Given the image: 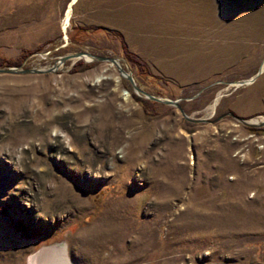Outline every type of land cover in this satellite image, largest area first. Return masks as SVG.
Returning <instances> with one entry per match:
<instances>
[{
  "label": "rangeland",
  "instance_id": "374dc122",
  "mask_svg": "<svg viewBox=\"0 0 264 264\" xmlns=\"http://www.w3.org/2000/svg\"><path fill=\"white\" fill-rule=\"evenodd\" d=\"M72 1L0 0V67L211 121L0 72V264H264V125L213 121L264 116V0Z\"/></svg>",
  "mask_w": 264,
  "mask_h": 264
},
{
  "label": "water",
  "instance_id": "95a60500",
  "mask_svg": "<svg viewBox=\"0 0 264 264\" xmlns=\"http://www.w3.org/2000/svg\"><path fill=\"white\" fill-rule=\"evenodd\" d=\"M67 59H83L85 61H105L108 62L110 64H113L120 77L124 78L130 85L131 89L138 95L142 96L143 98H147L149 100L152 101H156V102H160L166 105H173L177 108V110L179 111V113L182 115V117L185 120L191 121V122H196V123H201V122H208L211 120H207L206 118H191L188 117L187 115H185V113L183 112L181 106L178 104V100L179 99H168V98H164V97H158L155 95H151L149 93H147L146 91L142 90L141 88H139L132 75L131 72L129 71V69L126 66L125 60L121 57H116V56H106V55H95L92 53H89L87 51H76L73 53H65L61 56H59L53 63L51 66L46 67V68H15V67H0V72H6V73H13V72H23V73H27V72H44V71H53L61 62H64ZM260 68L257 70L256 74L248 79L245 80H236V81H232L229 84L232 85L233 87H237L239 85H243V84H247L250 83L255 76L259 73ZM199 91H197L194 95H192V97H194L197 93H199ZM224 115H229L231 116L234 120L238 121L239 123L246 125V126H261L264 125V116H252V117H248V118H243L240 116H237L235 114H233L232 112H227V113H223L219 116H217L214 120H217L221 117H223ZM51 245V244H48ZM54 245H57L56 247H54ZM54 245H52V248L49 246H45L47 247V250H51V252L54 251V249L56 248V250H58L59 254L62 256V261L63 264H69V260L68 257L66 255V251H65V245L62 242H57L54 243ZM42 247L39 246L36 251H38L39 249H41ZM53 250V251H52ZM35 251V252H36Z\"/></svg>",
  "mask_w": 264,
  "mask_h": 264
},
{
  "label": "bare ground",
  "instance_id": "6f19581e",
  "mask_svg": "<svg viewBox=\"0 0 264 264\" xmlns=\"http://www.w3.org/2000/svg\"><path fill=\"white\" fill-rule=\"evenodd\" d=\"M72 2H74V0ZM71 3L67 7V9L65 11V15L63 17V22H62L63 30H65V28L68 24ZM56 246L57 245H54V247H56ZM50 247L52 248L51 245H50ZM62 260H63L62 256L59 254V252H58V250H56V248L54 249L53 252H51V250H47V247H46V249H43L39 253L32 254L31 257H29V259H28V264H63Z\"/></svg>",
  "mask_w": 264,
  "mask_h": 264
},
{
  "label": "trees",
  "instance_id": "16d2710c",
  "mask_svg": "<svg viewBox=\"0 0 264 264\" xmlns=\"http://www.w3.org/2000/svg\"><path fill=\"white\" fill-rule=\"evenodd\" d=\"M126 57H127V59L129 60V61H131V62H134V63H136V64H138V65H140V67L141 66H145L144 65V63H142L141 61H139L138 59H134V56H132L129 52H127L126 51ZM0 60H3L1 57H0Z\"/></svg>",
  "mask_w": 264,
  "mask_h": 264
}]
</instances>
